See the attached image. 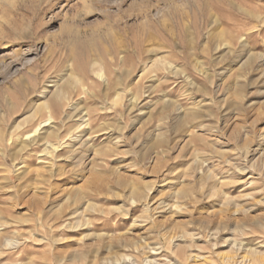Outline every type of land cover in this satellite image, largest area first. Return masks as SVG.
Instances as JSON below:
<instances>
[{
    "label": "rangeland",
    "instance_id": "rangeland-1",
    "mask_svg": "<svg viewBox=\"0 0 264 264\" xmlns=\"http://www.w3.org/2000/svg\"><path fill=\"white\" fill-rule=\"evenodd\" d=\"M0 264H264V0H0Z\"/></svg>",
    "mask_w": 264,
    "mask_h": 264
}]
</instances>
